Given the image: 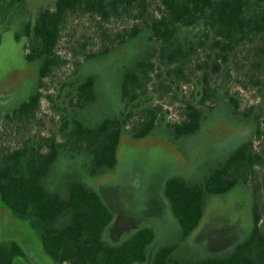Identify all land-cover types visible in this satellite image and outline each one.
Returning a JSON list of instances; mask_svg holds the SVG:
<instances>
[{
	"label": "rangeland",
	"instance_id": "1",
	"mask_svg": "<svg viewBox=\"0 0 264 264\" xmlns=\"http://www.w3.org/2000/svg\"><path fill=\"white\" fill-rule=\"evenodd\" d=\"M54 1L30 0L36 10L52 6ZM157 2L152 0L149 13H159ZM135 25L143 27L139 36L118 46L117 33ZM200 31L191 28L183 36L204 39V33ZM14 33L13 29L0 24V144L4 149L14 150L29 144L41 145L45 152L48 150L46 140L67 141L64 129L67 122L74 119L91 125L132 109L134 115L129 119V131L144 105L161 106L162 112L166 113H161L165 120L146 135L124 133L118 163L113 170L92 175L83 165L84 157L78 155L72 159L66 152L56 163L48 181L50 188L65 190L67 178L76 175L98 190L111 208L114 225L106 232L108 241L120 243L136 230L152 227L155 239L150 245V253L162 246L176 245L171 264H191L197 259L227 254L249 234L255 207H264V162L254 166L248 182L238 184L226 194L208 195L202 220L185 238L166 197L165 184L173 176L192 182L202 180L217 162L244 140L252 139L255 149L264 156V111L260 109L264 106V84L257 81L262 72L254 66L255 56L251 49L254 45L249 43L238 48L227 62H222L221 70L215 72L213 68H204V61L212 52L209 45L199 44L197 52L183 65L167 63L160 60L156 52L159 42L152 39L141 18L125 14L103 20L89 12L73 13L68 17L57 45L63 61L39 84L38 64L25 59V44L17 48ZM105 33L110 37L103 35ZM107 46H111V52L101 56ZM151 53L149 57L155 68L151 71V80L146 82L148 94L142 95L140 103L134 101L128 105L121 96L126 66ZM90 54L99 57H90ZM205 71L209 73V81L223 87L220 88L221 99H215V102L214 96L201 104L206 116L198 132L177 137L170 125L182 118L183 107L188 101L202 98L198 78L201 79ZM88 75L96 77L97 100L86 109L77 108L73 103L69 105V97L76 94L77 83ZM37 87L42 95L35 116L20 119L13 116V109ZM254 110L261 112L260 134L253 119L256 116ZM7 114L11 117H6ZM9 240L25 250H34L37 257L33 261V257H25L26 261L30 260L29 264H50L43 256L32 228L1 207L0 245L10 243ZM26 261L18 257L14 264H26Z\"/></svg>",
	"mask_w": 264,
	"mask_h": 264
},
{
	"label": "trees",
	"instance_id": "2",
	"mask_svg": "<svg viewBox=\"0 0 264 264\" xmlns=\"http://www.w3.org/2000/svg\"><path fill=\"white\" fill-rule=\"evenodd\" d=\"M156 1V0H155ZM152 0H55L52 6L40 10L31 6L30 0H0V24L7 29L15 25L17 37H25L26 58L38 64L39 84L62 61L57 51L62 30L71 14L89 12L103 20L125 14L141 18L152 39L159 42L156 52L161 61L180 62L182 65L199 44L209 45L212 52L204 61V68L220 71L238 48L251 43L255 67L262 72L258 82L264 84V0H158L159 13H149ZM135 25L117 33L118 46L133 41L143 31ZM197 28L204 39L183 36L185 31ZM110 37L108 33L103 34ZM0 34V43L2 42ZM199 39V41H198ZM117 46V47H118ZM249 49V50H251ZM107 46L101 56L111 52ZM138 59L126 66L122 79V99L131 105L147 96L146 82L151 80L155 63L149 57ZM90 57H99L90 54ZM181 69V68H179ZM198 78L202 98L188 101L183 107L182 118L170 126L177 137L192 135L201 129L206 110L201 107L208 98H220V85L209 81V73ZM96 77L88 75L77 83L76 94L69 97L80 109L92 105L98 97ZM40 87L13 109V116H35L41 100ZM221 99V98H220ZM217 100H215L216 102ZM199 103V104H198ZM137 107L136 104H133ZM212 108V107H211ZM264 111V106L260 107ZM161 106L144 105L133 127L128 123L134 115L132 109L105 117L95 124L74 119L67 122L64 131L67 141L57 143L46 140L48 150L25 144L14 150L0 144V208L4 207L18 219H28L42 241L45 250L57 264H171L176 245L160 247L150 253L155 239L152 227H143L120 243L105 239L104 230L114 218L98 190L76 175L65 181V190L50 188L48 181L60 155L66 152L70 158L84 157L92 175L113 170L118 163V150L124 133L143 136L154 130L161 120ZM256 131L261 133V112L253 111ZM247 114V113H246ZM11 117V115H6ZM264 162L263 153L257 151L252 139L244 140L224 159L217 162L202 180L188 181L179 176L168 178L165 194L176 216L183 238L199 225L205 211L208 195L226 194L235 186L248 182L257 164ZM17 242L0 245V264H14L23 255ZM191 264H264V207L254 209L253 225L249 234L237 242L225 255L197 259Z\"/></svg>",
	"mask_w": 264,
	"mask_h": 264
},
{
	"label": "flooded vegetation",
	"instance_id": "3",
	"mask_svg": "<svg viewBox=\"0 0 264 264\" xmlns=\"http://www.w3.org/2000/svg\"><path fill=\"white\" fill-rule=\"evenodd\" d=\"M19 25V24H18ZM18 25H15L14 26V28H13V30L14 31H16V29L17 28H19V26ZM15 34V37H14V40H15V38H16V44L18 45V47L17 48H19L20 46H22V44L24 43L25 44V56H26V54H27V52H28V50H27V48H26V46H27V43H26V41H25V37L23 36V38L21 39V37H18L17 38V34H16V32L14 33ZM2 43V42H1ZM1 43H0V46H1ZM26 60H27V58H25ZM28 61V60H27ZM28 62H30V61H28ZM33 63V62H32ZM35 64V63H34ZM11 215H12V213H11ZM12 216H14V215H12ZM22 221H24V222H26V224L29 226V227H31L32 228V230H33V232L35 233V235H36V237H37V239H38V246L40 247V250H41V252L43 253V256H45V258H47L48 260H49V262H50V264H57V261L53 258V256L51 255V254H49L46 250H45V248H44V245H43V243H42V241L40 240V238H39V236H38V234L36 233V231L34 230V228L32 227V225H31V223H30V221L28 220V219H22ZM114 225V218H113V220L110 222V224L105 228V230H104V237H105V239H106V232H107V230L110 228V227H112ZM137 231V230H136ZM135 231V232H136ZM107 240V239H106ZM10 241V240H9ZM20 245V244H19ZM22 247V246H21ZM22 249H23V251H24V254L23 255H21L20 257H22V258H24V260L26 261V259H25V257L28 259V258H30V257H33V258H31V260L32 259H34L35 257H37L36 256V253L34 252V250L33 249H31V248H29V249H24L23 247H22ZM29 255H31V256H29ZM33 261V260H32ZM31 261V262H32ZM27 263L26 264H29L28 262H30V260H28V261H26ZM31 264V263H30Z\"/></svg>",
	"mask_w": 264,
	"mask_h": 264
}]
</instances>
